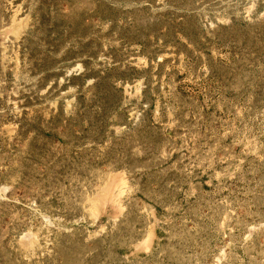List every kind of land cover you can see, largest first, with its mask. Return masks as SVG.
<instances>
[{
    "label": "rangeland",
    "instance_id": "1",
    "mask_svg": "<svg viewBox=\"0 0 264 264\" xmlns=\"http://www.w3.org/2000/svg\"><path fill=\"white\" fill-rule=\"evenodd\" d=\"M0 264H264V0H0Z\"/></svg>",
    "mask_w": 264,
    "mask_h": 264
},
{
    "label": "bare ground",
    "instance_id": "2",
    "mask_svg": "<svg viewBox=\"0 0 264 264\" xmlns=\"http://www.w3.org/2000/svg\"><path fill=\"white\" fill-rule=\"evenodd\" d=\"M115 186V185H114ZM106 187V186H105ZM110 192H112V191H110ZM115 193V192H114ZM113 194V193H112ZM110 195V194H109ZM110 198H112V197H110Z\"/></svg>",
    "mask_w": 264,
    "mask_h": 264
}]
</instances>
